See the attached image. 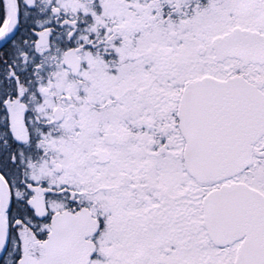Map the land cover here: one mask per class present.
<instances>
[{
	"label": "snow or ice",
	"instance_id": "1",
	"mask_svg": "<svg viewBox=\"0 0 264 264\" xmlns=\"http://www.w3.org/2000/svg\"><path fill=\"white\" fill-rule=\"evenodd\" d=\"M0 264H264V0H0Z\"/></svg>",
	"mask_w": 264,
	"mask_h": 264
}]
</instances>
